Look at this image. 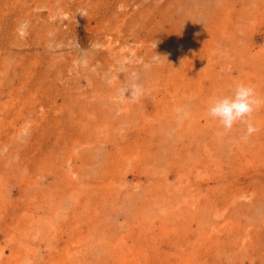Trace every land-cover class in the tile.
<instances>
[{
	"label": "rangeland",
	"instance_id": "1",
	"mask_svg": "<svg viewBox=\"0 0 264 264\" xmlns=\"http://www.w3.org/2000/svg\"><path fill=\"white\" fill-rule=\"evenodd\" d=\"M263 20L264 0H0V264H264V106L246 141L207 111L264 96Z\"/></svg>",
	"mask_w": 264,
	"mask_h": 264
},
{
	"label": "clouds",
	"instance_id": "2",
	"mask_svg": "<svg viewBox=\"0 0 264 264\" xmlns=\"http://www.w3.org/2000/svg\"><path fill=\"white\" fill-rule=\"evenodd\" d=\"M27 27V22L21 25ZM121 96H131L137 98L143 94V86L137 82L136 74H132V81L120 90ZM264 106V96H261L254 85L250 83H237L231 94L216 96L209 101L208 115L219 122V125L225 130H231L237 123L246 125V132L241 137L247 140L258 128L251 121L254 111ZM26 135V133H22Z\"/></svg>",
	"mask_w": 264,
	"mask_h": 264
},
{
	"label": "bare ground",
	"instance_id": "3",
	"mask_svg": "<svg viewBox=\"0 0 264 264\" xmlns=\"http://www.w3.org/2000/svg\"><path fill=\"white\" fill-rule=\"evenodd\" d=\"M244 1V0H243ZM263 7V6H262ZM236 12H237V10H236ZM247 12H248V10H247ZM262 12H263V10H262ZM227 15V14H226ZM236 15V14H235ZM261 15V14H260ZM225 19V18H224ZM227 19V18H226ZM251 19V18H250ZM263 22H264V20H263ZM254 23V22H253ZM222 26H223V24H222ZM250 26V25H249ZM219 28V27H218ZM251 29V28H250ZM219 31V30H218ZM252 31V30H251ZM250 32V31H249ZM222 33V32H221ZM227 34V33H226ZM221 35V34H220ZM227 38V37H226ZM229 41V40H228ZM203 42V41H202ZM244 43V42H243ZM203 44V43H202ZM233 45V44H232ZM206 46V45H205ZM206 49V48H205ZM226 49V48H225ZM199 50V49H198ZM210 51V50H209ZM222 51V50H221ZM229 52H231V51H229ZM261 52V51H260ZM157 53V52H156ZM178 54V53H177ZM206 54V53H205ZM263 55V54H262ZM206 56V55H205ZM203 57V56H202ZM250 57V56H249ZM248 57V58H249ZM250 58H252V57H250ZM256 60V59H255ZM259 61V60H258ZM244 64V63H243ZM248 64V63H247ZM253 65V64H252ZM223 66V65H222ZM250 66V65H249ZM240 67H242V66H240ZM248 67V66H247ZM223 68H224V66H223ZM226 68V67H225ZM241 69V68H240ZM248 70V69H247ZM251 70H253V69H251ZM250 70V71H251ZM264 70V69H263ZM243 71V70H242ZM148 74V73H147ZM200 74V73H199ZM240 74V73H239ZM244 74V73H243ZM174 75H175V72H174ZM230 76V75H229ZM244 77V76H243ZM250 77V76H249ZM257 80H259V79H257ZM246 81V80H245ZM252 81V80H251ZM231 82V81H230ZM234 82V81H233ZM232 83V82H231ZM235 83V82H234ZM230 84V83H229ZM194 88H196V87H194ZM224 88V87H223ZM193 90V89H192ZM191 92V91H190ZM184 98V97H183ZM181 99H182V97H181ZM188 99V98H187ZM197 100V99H196ZM187 101V100H186ZM145 102H147V101H145ZM174 102V101H173ZM148 103V102H147ZM178 104V103H177ZM205 104H207V103H205ZM179 106V105H178ZM180 107V106H179ZM191 107V106H190ZM182 108V107H181ZM194 108V107H193ZM190 109V108H189ZM195 109V108H194ZM192 112V111H191ZM155 113V112H154ZM165 114V113H164ZM156 115V114H155ZM162 115V114H161ZM203 115H205V112H204V114ZM131 116V115H130ZM185 116V115H184ZM128 117V116H127ZM208 117V116H207ZM206 117V118H207ZM211 119V118H210ZM114 120V119H113ZM212 120V119H211ZM210 122V121H209ZM259 122V121H258ZM23 123H25V122H23ZM262 124V123H261ZM99 125V124H98ZM118 125V124H117ZM207 125V124H206ZM214 125V124H213ZM236 126V125H235ZM239 127H241V126H239ZM245 127V126H244ZM126 128V127H125ZM121 129V128H120ZM129 129V128H128ZM137 129V128H136ZM236 129V128H235ZM124 130V129H123ZM171 132H173L172 130H171ZM199 133V132H198ZM214 133H216V132H214ZM240 133V132H239ZM106 134V133H105ZM230 134V133H229ZM91 135V134H90ZM235 135V134H234ZM242 135V134H241ZM106 136H107V134H106ZM171 136V135H170ZM231 136V135H230ZM120 137V136H119ZM169 137V136H168ZM241 137V136H240ZM158 138V137H157ZM161 138V137H160ZM260 139V138H259ZM107 140V139H106ZM162 140V139H161ZM160 140V141H161ZM262 140V139H261ZM59 141V140H58ZM137 141V140H136ZM252 141V140H251ZM141 142V141H140ZM168 142V141H167ZM261 143V142H260ZM142 144V143H141ZM149 145V144H148ZM153 146V145H152ZM254 146V145H253ZM162 147V146H161ZM160 147V148H161ZM171 147V146H170ZM74 149V148H73ZM90 150V149H89ZM91 151V150H90ZM165 154V153H164ZM167 156V155H166ZM239 156V155H238ZM174 157V156H173ZM245 160H247L246 158H244ZM107 160V159H106ZM236 160V159H235ZM239 160H240V158H239ZM165 161V160H164ZM166 162V161H165ZM172 162V161H171ZM252 162V161H251ZM259 163V162H258ZM175 164V163H174ZM173 164V165H174ZM184 165V164H183ZM234 165V164H233ZM185 166V165H184ZM235 166V165H234ZM180 169V168H179ZM182 169V168H181ZM139 170V169H138ZM183 171V170H182ZM185 171V170H184ZM231 172V171H230ZM210 173V172H209ZM208 173V174H209ZM218 174V173H217ZM233 174V173H232ZM156 175V174H155ZM146 178V177H145ZM152 178V177H151ZM159 178H160V176H159ZM184 178V177H183ZM252 178V177H251ZM245 179V178H244ZM233 180V179H232ZM160 183V182H159ZM125 184V183H124ZM181 184V183H180ZM128 185V184H127ZM171 185H172V183H171ZM121 186V185H120ZM121 190V189H120ZM112 191V190H111ZM179 192V191H178ZM181 192V191H180ZM189 192V191H188ZM182 194V193H181ZM189 194V193H188ZM203 194V193H202ZM194 195V194H193ZM176 196V195H175ZM202 196V195H201ZM105 198V197H104ZM160 199V198H159ZM168 199V198H167ZM105 200V199H104ZM198 200V199H197ZM161 201V200H160ZM82 204V203H81ZM213 205V204H212ZM182 206V205H181ZM193 208V207H192ZM161 209V208H160ZM194 209V208H193ZM199 209H200V207H199ZM98 211V210H97ZM170 211V210H169ZM175 211V210H174ZM193 211V210H192ZM201 211V210H200ZM199 212V211H198ZM164 213V212H163ZM99 214V213H98ZM101 214V213H100ZM106 214V213H105ZM158 214V213H157ZM170 214V213H169ZM200 214V213H199ZM180 215V214H179ZM182 215V214H181ZM184 216H185V214H183ZM201 215H203V214H201ZM176 216V215H175ZM107 217V216H106ZM146 217V216H145ZM191 217V216H190ZM177 218H178V216H177ZM146 219V218H145ZM52 221V220H51ZM111 221V220H110ZM200 221V220H199ZM109 223V222H108ZM201 223V222H200ZM111 225V224H110ZM93 232V231H92ZM190 232V231H189ZM201 232V231H200ZM199 232V233H200ZM191 233V232H190ZM67 234V233H66ZM192 234V233H191ZM211 234V233H210ZM201 235V234H200ZM203 235V234H202ZM215 236V235H214ZM208 237H210V235L208 236ZM91 240V239H90ZM93 242V241H92ZM190 243V242H189ZM98 244V243H97ZM252 245V244H251ZM190 250V249H189ZM78 251V250H77ZM80 251V250H79ZM114 251V250H113ZM71 253V252H70ZM185 253V252H184ZM79 254V253H78ZM116 254V253H115ZM181 255V254H180ZM179 255V256H180ZM179 258V257H178ZM162 259V258H161ZM164 259V258H163ZM84 260V259H83ZM125 261V260H124ZM256 261V260H255ZM56 263V262H55Z\"/></svg>",
	"mask_w": 264,
	"mask_h": 264
}]
</instances>
